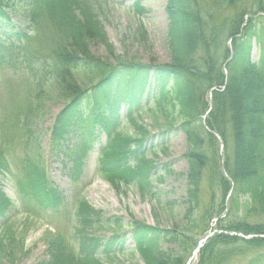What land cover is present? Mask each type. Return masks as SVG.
<instances>
[{
	"label": "trees",
	"instance_id": "16d2710c",
	"mask_svg": "<svg viewBox=\"0 0 264 264\" xmlns=\"http://www.w3.org/2000/svg\"><path fill=\"white\" fill-rule=\"evenodd\" d=\"M43 1L54 11L57 4L66 0ZM242 1L168 0L170 64L121 63L115 67L92 54L91 42L100 35L92 28L83 27L63 47L58 66H49L45 75L35 74L34 91L21 125L25 148L20 159L21 178L17 187L23 198L42 208H58L62 201L60 192L47 186L46 154L38 132L34 130L35 121L44 114L46 105L55 99L64 101L65 106L51 128L49 153L53 160L62 157L74 166L69 169L73 178L77 170L75 166L81 164L95 140L94 132L81 120L84 115L77 118V114L80 106L93 101L94 113L88 115L93 122L100 123L98 127L111 140L101 158L106 163L102 169L104 176L117 188L123 184H134L143 197L153 194L151 174L155 166L143 156L151 132L144 124L139 127L134 124L151 80L156 89V111L152 110L155 124L161 126L160 120L163 119L162 127L181 123L179 129L186 136L189 147L184 156L189 162L186 176L188 197L180 226L167 231L135 221L129 231H124L122 220L106 219L101 212L81 201L76 212L78 223L73 237L74 247L71 248L62 236L48 240L49 259L41 264H102L101 256L115 259V251L125 254L128 234L136 246V254L145 264H187L191 251L208 236L213 220L218 221L220 231L264 236L263 224L251 225L245 220L247 213L258 212V209L264 215V24L249 21L245 25L246 15L242 11H237L238 14L230 21L222 20L217 14L205 16V10L209 14L212 11L219 13L224 2L230 10ZM38 2L0 0V63L8 40L15 43L23 37L14 25L12 14L20 11L34 20L32 13H35ZM230 40L232 49L228 45ZM253 44L260 49L257 64L251 61ZM225 64L229 73L227 82L223 70ZM215 87L224 88L213 93V109L206 125L225 140L229 127L231 129L234 159L224 162L229 178L222 172L216 139L202 125V117L209 106L206 97ZM119 93L125 99L129 114L134 112L130 122L137 130L131 137L119 129L117 116L110 117L116 112L104 119L113 105L112 101L103 102V99H111ZM173 114L178 116L177 120ZM77 126L79 132L69 142L67 136ZM132 159L136 163L130 166ZM7 163V156L0 152V176L8 168ZM205 179L222 194L221 200L212 197L209 203L204 204ZM232 182L235 189L229 212H235L236 219L242 207V215L223 226L230 217L229 213L222 218L227 211L225 198L233 189ZM26 187L28 193L25 192ZM6 203L7 199L0 191V210ZM105 226L111 228L112 236L103 241L95 237L94 230ZM169 245H176V248L168 249ZM237 245L260 248L264 246V239L243 240L225 233L215 234L201 248L199 264H223L234 251L230 250ZM263 263L264 254L250 262ZM116 264L122 263L118 260Z\"/></svg>",
	"mask_w": 264,
	"mask_h": 264
},
{
	"label": "rangeland",
	"instance_id": "374dc122",
	"mask_svg": "<svg viewBox=\"0 0 264 264\" xmlns=\"http://www.w3.org/2000/svg\"><path fill=\"white\" fill-rule=\"evenodd\" d=\"M102 3L100 21L104 26L107 39L103 42L97 40L93 43L94 54L103 58H114L123 61H142L149 64L152 61L170 63V51H168V19L166 15V0H100ZM140 1V6L145 9L144 14H139L134 10L136 2ZM258 0H246L244 4L235 8L227 9L225 2L221 5V11L210 14L205 10V16L210 17L217 14L222 20H232L237 11L241 12L248 8L249 14L257 11ZM264 1V0H263ZM141 12V11H139ZM43 23V20L41 21ZM21 24V19L19 20ZM24 26V25H23ZM22 26V27H23ZM102 26V27H103ZM24 28V27H23ZM43 30L44 29L43 26ZM35 37V33H33ZM49 35L36 37L33 41L24 44L29 52L34 51L38 57L44 61L52 57L53 46L47 42ZM105 37V36H103ZM95 38V37H94ZM113 48V57L109 54ZM259 52L255 48L252 58L255 61ZM118 56V57H117ZM28 83L24 79H19L13 71H5L0 74V91L2 92L5 116L9 124L4 125L0 120V144L4 143L5 149L2 151L12 160H19L23 144L14 139L15 127L22 123L23 117L27 113L28 106ZM62 103L56 101L50 104L45 110L44 116L38 120L37 129L41 134V143L45 150L49 146V129L54 123L55 116L61 111ZM124 111V107L122 108ZM20 117V118H19ZM145 122L150 126L152 120L143 114ZM19 118V119H18ZM18 119V120H17ZM156 140L153 152L149 149L145 151L148 156L159 163L158 173L163 175L159 181L158 177H153L155 181V196L141 199L138 192L133 189L116 190L109 183L100 179L94 170L96 168L97 153L89 156L87 164L84 166L85 176L79 186L71 184L67 174L64 173L61 164L51 163L49 174L54 185L59 187L65 198V206L72 209L80 200L85 198L91 205L99 211H104L109 217L119 216L123 219V224L127 229L133 220L147 222L153 226H161L163 229H174L180 226L185 214L183 204L188 187L185 175L188 171V162L183 155L187 147L185 137L180 132H174L167 139L155 130ZM22 137V135H21ZM105 142L104 136L101 137ZM164 145V147H162ZM228 154L232 156V134L228 133ZM98 147L96 150H98ZM166 149L163 152V149ZM157 154V156H156ZM156 156V157H155ZM153 160V161H154ZM169 164L170 172L160 170L162 165ZM7 174L1 181L3 193L12 201V205L6 208V212L0 216V263L2 264H40L48 260L46 236L50 232H61L66 238L71 237L72 228L65 213H50L45 215L39 211L32 212L34 218L26 217L21 200L17 197L12 180ZM208 183V180L206 181ZM203 202L208 203L212 195L217 194V190L210 183L204 186ZM216 191V193H215ZM220 197V196H216ZM233 220V216L229 219ZM248 220L254 224H264V215L258 212L248 214ZM98 237L108 236V229L96 232ZM128 249L133 248L130 243ZM251 249L247 246H236L233 255L225 258L223 264H249L255 256L264 254V246ZM168 249H175L176 245H169ZM130 260L125 257L124 262L133 264H143L137 257ZM190 264H199V255L195 254Z\"/></svg>",
	"mask_w": 264,
	"mask_h": 264
}]
</instances>
